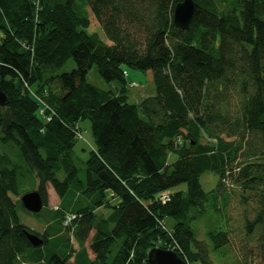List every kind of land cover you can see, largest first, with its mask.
<instances>
[{
  "label": "trees",
  "instance_id": "obj_1",
  "mask_svg": "<svg viewBox=\"0 0 264 264\" xmlns=\"http://www.w3.org/2000/svg\"><path fill=\"white\" fill-rule=\"evenodd\" d=\"M193 1L181 30L173 18L183 0H0V264H149L154 248L213 264L193 222L212 204L223 212L233 189L254 205L242 251L264 264V0ZM95 66L122 83L116 94L87 81ZM125 67L151 73L155 95L131 103ZM85 121L95 144L86 159L76 152ZM207 172L219 178L211 192ZM27 175L44 206L48 185L65 204L42 235L18 216ZM100 208L110 215L98 220ZM58 232L80 250L48 249ZM233 233H209L213 250L226 251Z\"/></svg>",
  "mask_w": 264,
  "mask_h": 264
},
{
  "label": "rangeland",
  "instance_id": "obj_2",
  "mask_svg": "<svg viewBox=\"0 0 264 264\" xmlns=\"http://www.w3.org/2000/svg\"><path fill=\"white\" fill-rule=\"evenodd\" d=\"M93 29L96 33L101 37L103 41H107L106 35L102 31L101 28H98L96 24L93 25ZM92 32V31H91ZM75 68V64L73 60H70L68 64L63 68V72H70ZM124 70L127 72L128 77L127 80V95L129 96V100L131 103H140L139 101H143V99L147 97H151L155 95V85L152 81L151 73H147L138 69L125 67ZM87 81L92 84L93 86L106 90V91H113L115 94L118 90L122 87V83L118 81L113 83L105 82L97 69V67H93L88 76ZM129 82H134L136 86L131 87L129 86ZM82 130V140L79 141L76 145V152L77 154L86 159L90 149L94 147V140L91 131V124L89 121L82 122L80 124ZM13 155L17 158V148L13 146ZM87 150L88 152L85 153ZM176 160V156L172 155L170 157L171 163ZM240 162V161H239ZM59 178H63L62 175ZM27 182L23 186L24 194L30 193L32 191H37L38 181L35 179L34 176L27 175L26 178ZM219 182L218 176H216L212 172H207L201 177V184L203 189L206 192H211L215 190L217 184ZM185 189V186H181L176 190ZM232 190V188L230 189ZM227 193V192H226ZM23 194V195H24ZM79 197V198H78ZM226 202L223 205V199L220 201V205L223 208L222 211H218L215 209L214 204L207 208V212L199 216L197 220L193 222V232L195 234V238L199 241H205L210 246V259L212 260L213 264H262L259 257H255L254 255L250 254L249 252L242 251L241 246L244 244L245 240V230H244V222L245 219H253L254 214L251 213V208L254 206L253 204L243 203L242 196L239 189H233L225 196ZM14 201L20 200L19 197H14ZM80 200V194L77 193L76 197L73 200L75 201ZM65 205L53 189L51 185L47 186V205L43 207L42 211L38 214L31 213L27 211L25 208H22L19 205L18 209V216L20 222L30 228L35 233L42 235L46 228H48L51 224L54 223L53 217L55 211ZM110 215V211L106 208H100L97 210V219L104 217L107 218ZM166 224L168 227L172 225V220L167 219ZM232 230L233 236L231 235L232 244L228 245L224 252H217L213 250L212 243L210 244L208 240V234L214 233L218 231L228 232ZM58 239L50 240L48 249L56 248L63 254L64 251L68 248V243L72 247V249L76 252L80 250V246L77 241L72 238L68 233L65 232V235L69 237V242L63 241V235L61 232H58ZM94 234V231L91 233L89 239L85 243V249L88 252V256L90 258H94V255L90 251V243L91 238ZM52 239V238H51ZM242 240V241H241ZM257 236L254 235L248 239V248L254 249L256 246ZM240 241V242H239ZM191 264H201L198 262H194Z\"/></svg>",
  "mask_w": 264,
  "mask_h": 264
},
{
  "label": "water",
  "instance_id": "obj_3",
  "mask_svg": "<svg viewBox=\"0 0 264 264\" xmlns=\"http://www.w3.org/2000/svg\"><path fill=\"white\" fill-rule=\"evenodd\" d=\"M195 14V3L193 0H183L174 9L173 22L176 28L189 30ZM7 104V98L0 90V106ZM24 208L34 214H38L44 207L43 199L38 191L26 193L21 197ZM28 240L34 247L44 244V240L35 234H28ZM149 264H186L175 252L154 248L148 253Z\"/></svg>",
  "mask_w": 264,
  "mask_h": 264
},
{
  "label": "built area",
  "instance_id": "obj_4",
  "mask_svg": "<svg viewBox=\"0 0 264 264\" xmlns=\"http://www.w3.org/2000/svg\"><path fill=\"white\" fill-rule=\"evenodd\" d=\"M125 76L127 77V73L125 72ZM129 86L131 87H134L136 86L134 82H129ZM78 138L82 140V135L81 134H78ZM160 199L162 202L166 203L170 200L169 198V194L168 193H163L161 196H160ZM75 218V216H72V215H67L65 217V225L69 226L70 223L72 222V220Z\"/></svg>",
  "mask_w": 264,
  "mask_h": 264
},
{
  "label": "bare ground",
  "instance_id": "obj_5",
  "mask_svg": "<svg viewBox=\"0 0 264 264\" xmlns=\"http://www.w3.org/2000/svg\"><path fill=\"white\" fill-rule=\"evenodd\" d=\"M40 4H38V6H39ZM41 7V6H40Z\"/></svg>",
  "mask_w": 264,
  "mask_h": 264
},
{
  "label": "crops",
  "instance_id": "obj_6",
  "mask_svg": "<svg viewBox=\"0 0 264 264\" xmlns=\"http://www.w3.org/2000/svg\"><path fill=\"white\" fill-rule=\"evenodd\" d=\"M139 102H141V101H139Z\"/></svg>",
  "mask_w": 264,
  "mask_h": 264
}]
</instances>
